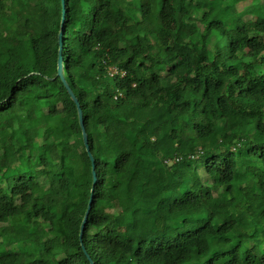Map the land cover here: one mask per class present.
Returning <instances> with one entry per match:
<instances>
[{
  "label": "trees",
  "instance_id": "1",
  "mask_svg": "<svg viewBox=\"0 0 264 264\" xmlns=\"http://www.w3.org/2000/svg\"><path fill=\"white\" fill-rule=\"evenodd\" d=\"M16 1L0 0V264H264V0H64L94 164L57 75L61 0H19L38 29Z\"/></svg>",
  "mask_w": 264,
  "mask_h": 264
},
{
  "label": "water",
  "instance_id": "2",
  "mask_svg": "<svg viewBox=\"0 0 264 264\" xmlns=\"http://www.w3.org/2000/svg\"><path fill=\"white\" fill-rule=\"evenodd\" d=\"M64 6H65L64 5V0H61V28H60V31H59L60 47H59V55H58L57 75H59L61 77V79L63 80L64 85L67 88L69 94L71 95L72 99L76 103V106H77V109H78L79 122H80V126L82 128V133H83L84 144H85L86 149L88 151L89 157H90L92 163L94 164V156L91 153L90 148H89L88 135H87V132L85 130V126H84V122H83V112H82V108L80 106V103L78 101V98L74 94L72 88L70 87V85L67 82V80L65 78V75L63 73V62H62V59H63L62 58V31H63V20H64V17H65V8H64ZM93 179H94V182H95L96 181V171L94 169V166H93ZM92 199H93V194L91 193L90 194L89 201H88L87 209L85 211V214H84V217H83L81 226H80V234H82V232H83V229H84V226H85V223H86L88 214H89V210L91 208ZM90 262H91V264H95L92 259H90Z\"/></svg>",
  "mask_w": 264,
  "mask_h": 264
},
{
  "label": "rangeland",
  "instance_id": "3",
  "mask_svg": "<svg viewBox=\"0 0 264 264\" xmlns=\"http://www.w3.org/2000/svg\"><path fill=\"white\" fill-rule=\"evenodd\" d=\"M16 2H17V5H18L19 7H21L22 9H24L25 12H26L29 16H33V17L36 18V25H35V28L38 29V27H39V22H40V17H39V15L37 14V9H35V8H31V7L25 8V7L23 6V4H22L19 0H17ZM13 35H14V34L9 33V36H13ZM262 199H264V196L262 197ZM208 204H209L212 208H214L215 210H219V209H221L222 206H223V205H222L223 203L220 202V198H214V199H212V200H208ZM4 249H5V248H4L3 244L0 242V255L4 252Z\"/></svg>",
  "mask_w": 264,
  "mask_h": 264
},
{
  "label": "built area",
  "instance_id": "4",
  "mask_svg": "<svg viewBox=\"0 0 264 264\" xmlns=\"http://www.w3.org/2000/svg\"><path fill=\"white\" fill-rule=\"evenodd\" d=\"M119 72V69L117 67H114L111 71V73H118ZM123 73V72H122Z\"/></svg>",
  "mask_w": 264,
  "mask_h": 264
}]
</instances>
